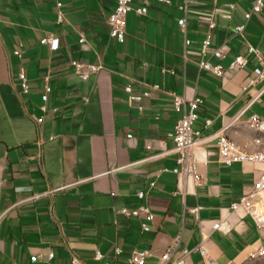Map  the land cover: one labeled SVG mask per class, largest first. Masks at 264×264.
<instances>
[{"label":"crops","instance_id":"1","mask_svg":"<svg viewBox=\"0 0 264 264\" xmlns=\"http://www.w3.org/2000/svg\"><path fill=\"white\" fill-rule=\"evenodd\" d=\"M254 1L132 0L126 40L120 43L108 24L117 0H0V264H72L71 251L87 264H131L132 252L149 251L145 264H161L177 241L172 260L188 249L187 264H242L264 247V227L231 210L253 191L264 167L227 165L218 145L222 132L249 151L259 149L257 137L264 140L249 124L253 114L264 119V81L243 89L259 65L249 45L264 50V7L246 18ZM142 8L146 14L138 12ZM212 22L217 25L212 46L203 54ZM243 24L241 34L237 27ZM51 35L61 40L56 51L41 43ZM217 48L226 52L224 59L213 55ZM239 55L248 65L225 77L200 65L208 60L228 69ZM73 60L102 68L84 81ZM21 71L28 75L29 95L21 93ZM46 76L53 92L40 162L31 113L42 114ZM130 81L135 93L149 90L151 96L131 101L125 90ZM172 93L202 100L194 125L202 131L194 150L200 185L173 171L178 154L172 134L180 114ZM60 187L53 197L32 198ZM141 204L154 213L150 232L143 231V215L119 212ZM220 220L229 232L214 229ZM97 251L101 260L95 259Z\"/></svg>","mask_w":264,"mask_h":264},{"label":"built area","instance_id":"2","mask_svg":"<svg viewBox=\"0 0 264 264\" xmlns=\"http://www.w3.org/2000/svg\"><path fill=\"white\" fill-rule=\"evenodd\" d=\"M161 2L171 4V0H160ZM132 0H117V5L113 13L111 14L108 24L110 26V35L112 38L117 40L120 43H124L126 40L127 34V23H128V15L132 10L131 6ZM58 22L62 23L65 20V15L63 10L61 9L62 3L58 2ZM264 7V0H255L252 6L251 11L246 15L247 21H249L254 13H260ZM138 12L140 14H146L147 8L139 9ZM179 24L182 28H186V19L179 20ZM217 25L212 22L210 24V28L206 38L202 42V53L206 54L211 46H212V34L214 33ZM246 24H243L237 27L239 33L243 34L245 31ZM81 38L80 42H86V36L83 32L80 33ZM42 44L48 45L52 51H56L61 46V40L59 38L54 37L53 35L45 37L41 40ZM191 44V40L186 39V45L189 46ZM249 54L255 56L259 65L256 66L248 78L247 84L244 86L245 91H249L251 88H254L258 83L264 81V50H261L257 47L249 45L248 49ZM19 57H22V53L20 51L15 52ZM213 55L222 60L226 57V52L222 48H217L213 51ZM249 63V60L244 56H237L228 69L221 64H212L208 60H202L200 65L201 68L210 70L217 74L218 76L225 77L229 72H235L239 69L245 68ZM72 66L75 69V72L84 80L88 81L92 74H96L101 70V65L85 63L78 60L72 61ZM165 72V70H163ZM19 78L21 80L20 89L23 95L30 94V85L29 78L25 71H21L19 73ZM153 89L160 90V85H153ZM126 92L129 95L131 101H142L145 97L151 96L149 90H145L140 94L134 92L133 81L127 84L125 87ZM53 92V88L50 84V77H45V85H44V93L42 95L43 104L40 106V110L42 114L40 116L35 113H31V117L35 120L37 124L38 130V139L37 144L39 146L38 159L40 162L43 160V146L45 138L42 134L43 123L45 122V115L48 112V101L49 96ZM174 99V107L175 110L180 114V117L177 121L175 132L172 134L175 141V151L178 154L177 158V167L173 170L178 175H188L193 177L195 184L200 185L202 183L203 177L199 172L198 161L194 154L195 147L199 144L202 131L198 130L194 127L195 123L199 119L198 109L202 103L201 98H187L186 96H180L176 93L171 94ZM262 93L257 95L252 102L258 100ZM54 112H58L59 108H54ZM250 126L256 130L260 134H264V119L258 115L253 114L249 120ZM211 125V121L208 120L206 122V126ZM131 137V135L129 136ZM50 141L55 140V136L49 137ZM256 145L259 146V149L254 151H249L241 144L236 142L235 140L229 138L224 132L219 135L218 145L219 152L221 155V160L227 165H233L235 163H251L256 165H261L264 167V140L261 137H257L255 139ZM159 176V175H158ZM155 182L151 183V187L155 186ZM64 187L60 188H52L45 193L36 194L32 198L38 199L42 196H50L56 192H59ZM140 199L145 197L144 192H140L138 194ZM201 207H197L192 209V212H199ZM231 210L233 213L243 212L246 215H249L256 223L259 228L264 227V172L258 178L254 185V189L252 192L244 195L238 202H234L231 205ZM121 214L126 217H140L144 216L145 221L142 223V228L144 232H150L151 226L150 223L154 220V213L151 207L147 204H141L136 209H129L124 207L119 210ZM55 221L60 224V221L55 218ZM215 230L221 231H230V226L227 222L220 220L214 224ZM180 246L179 241L175 242L172 246H170L162 255L161 264H187L186 259L190 255L191 251L188 249L183 250V256L180 259L172 260L173 253ZM201 251L203 254L206 253V250L202 247ZM122 249H117V253H122ZM151 255L149 251H134L130 255L129 261L131 264H145L146 259ZM260 256H264V247H260L258 250L251 252L249 255V259H255ZM50 259L53 258V254H49ZM103 258V254L100 251H97L95 254L96 260H101ZM37 257L33 258V262L37 261ZM71 263L72 264H87L85 263L80 256L71 251ZM111 264V263H107Z\"/></svg>","mask_w":264,"mask_h":264},{"label":"rangeland","instance_id":"3","mask_svg":"<svg viewBox=\"0 0 264 264\" xmlns=\"http://www.w3.org/2000/svg\"><path fill=\"white\" fill-rule=\"evenodd\" d=\"M242 264H264V256H260V257L255 258V259H248L245 262H243Z\"/></svg>","mask_w":264,"mask_h":264}]
</instances>
